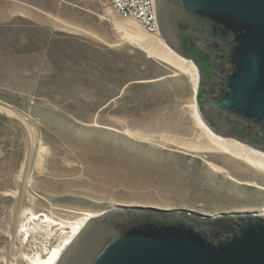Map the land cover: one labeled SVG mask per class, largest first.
<instances>
[{"label": "rangeland", "instance_id": "rangeland-1", "mask_svg": "<svg viewBox=\"0 0 264 264\" xmlns=\"http://www.w3.org/2000/svg\"><path fill=\"white\" fill-rule=\"evenodd\" d=\"M132 20L107 0H0V264H48L63 225L116 206H264L246 183L264 172L204 147L193 76Z\"/></svg>", "mask_w": 264, "mask_h": 264}, {"label": "water", "instance_id": "water-1", "mask_svg": "<svg viewBox=\"0 0 264 264\" xmlns=\"http://www.w3.org/2000/svg\"><path fill=\"white\" fill-rule=\"evenodd\" d=\"M155 4L162 37L198 66L195 101L204 121L264 151V0ZM187 40L213 45L221 57L203 98L202 69L179 46ZM58 264H264V214L116 206L88 223Z\"/></svg>", "mask_w": 264, "mask_h": 264}, {"label": "bare ground", "instance_id": "bare-ground-1", "mask_svg": "<svg viewBox=\"0 0 264 264\" xmlns=\"http://www.w3.org/2000/svg\"><path fill=\"white\" fill-rule=\"evenodd\" d=\"M128 20L133 19V18H127ZM133 19L132 21H134ZM136 21V20H135ZM137 22V21H136ZM132 22V23H136ZM131 23V24H132ZM139 23V22H138ZM140 24V23H139ZM141 25V24H140ZM142 26V25H141ZM138 39L140 41H143L142 36L137 35ZM161 43H163L165 50L164 52H152L151 54L164 61L167 62L168 64L178 67L180 69H186L187 71L190 72L191 76H193L194 79V88L198 86L199 82V69L196 63L188 59L186 57L181 56L179 53L176 52L169 44H167L165 41L161 40ZM193 112L195 119L197 121V124L202 130L201 137H204V142L203 144L205 145L204 147L207 148L208 150H217L221 151L223 153L229 154L232 157H235L237 159H240L244 161L245 163H248L251 167L263 171L264 172V151L254 148L251 145L241 142L235 138L231 137H223L219 134H217L215 131H213L209 125L204 121L202 118L198 105L195 101V98L192 101V104L190 105ZM35 140V139H34ZM33 141V140H32ZM198 147H203L201 145H198ZM211 167L214 168V170H224L223 167L216 165L213 162H209ZM255 180V179H254ZM248 184H253L255 187L257 186L260 189L264 190V184H261L259 182L254 181L253 183L251 182H246ZM152 207V206H150ZM157 208V207H156ZM260 214H264V206L258 209ZM27 216L25 217V226L29 225L30 222H35L36 220H39L41 217L38 214L32 213L31 214H26ZM46 215V214H45ZM84 216L82 218L77 219L74 222H69L68 226L63 225L62 228H69V238L68 240H64L57 246V251H56V256L51 262H48V264H58L60 262V258L64 255L66 250L69 248L73 240L76 238V236L79 234V232L84 228V226L87 224L89 219L91 218ZM42 219L44 221H47L49 224H52L51 217L49 216H43ZM92 219V218H91ZM41 220V219H40ZM54 220V219H53ZM55 222V221H54ZM38 223V221L36 222ZM60 224V223H59ZM62 224V222H61ZM66 224V223H65ZM54 225V224H53ZM30 226V225H29ZM54 227V226H53ZM26 229V227H24ZM29 228V227H28Z\"/></svg>", "mask_w": 264, "mask_h": 264}, {"label": "built area", "instance_id": "built-area-1", "mask_svg": "<svg viewBox=\"0 0 264 264\" xmlns=\"http://www.w3.org/2000/svg\"><path fill=\"white\" fill-rule=\"evenodd\" d=\"M123 18H133L155 34L161 33L155 0H107Z\"/></svg>", "mask_w": 264, "mask_h": 264}, {"label": "flooded vegetation", "instance_id": "flooded-vegetation-1", "mask_svg": "<svg viewBox=\"0 0 264 264\" xmlns=\"http://www.w3.org/2000/svg\"><path fill=\"white\" fill-rule=\"evenodd\" d=\"M179 46L193 56L202 69L201 98H203L214 89V76L220 67L221 57L219 58L213 50L208 48L213 45H202L194 40L182 41ZM212 57L215 58V62H212Z\"/></svg>", "mask_w": 264, "mask_h": 264}]
</instances>
